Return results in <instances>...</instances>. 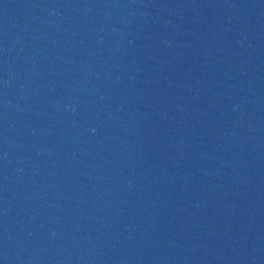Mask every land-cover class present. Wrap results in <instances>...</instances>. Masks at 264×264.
<instances>
[{"label": "water", "instance_id": "95a60500", "mask_svg": "<svg viewBox=\"0 0 264 264\" xmlns=\"http://www.w3.org/2000/svg\"><path fill=\"white\" fill-rule=\"evenodd\" d=\"M0 264H264V0H0Z\"/></svg>", "mask_w": 264, "mask_h": 264}]
</instances>
